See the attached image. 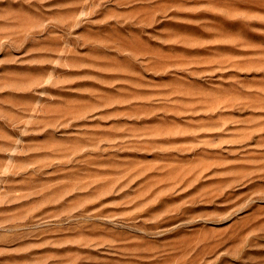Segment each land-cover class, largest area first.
Returning <instances> with one entry per match:
<instances>
[{
	"label": "rangeland",
	"instance_id": "rangeland-1",
	"mask_svg": "<svg viewBox=\"0 0 264 264\" xmlns=\"http://www.w3.org/2000/svg\"><path fill=\"white\" fill-rule=\"evenodd\" d=\"M0 264H264V0H0Z\"/></svg>",
	"mask_w": 264,
	"mask_h": 264
}]
</instances>
